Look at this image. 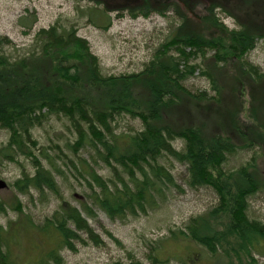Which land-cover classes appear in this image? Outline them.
I'll use <instances>...</instances> for the list:
<instances>
[{"label": "trees", "instance_id": "obj_1", "mask_svg": "<svg viewBox=\"0 0 264 264\" xmlns=\"http://www.w3.org/2000/svg\"><path fill=\"white\" fill-rule=\"evenodd\" d=\"M121 3L116 11L128 10L134 18L162 13L169 5L182 13L183 4L188 12L203 5L206 14L196 22L195 31L188 30L193 24L190 17L181 14L180 25L155 50L145 70L118 77L102 74L99 58L74 26L54 24L42 29L34 48L18 57L7 53L5 48L13 43L0 35V128L10 132L9 142L0 152L10 160L25 155L34 165L33 174L24 172L14 182L20 193L34 189L42 198L53 194L62 200L59 209L42 223L24 215L17 201L13 209L24 218L7 227L0 225V264H63L61 250L74 251L77 242L85 243L82 233L96 245L102 243L81 210L63 199L53 170L34 152L38 141L33 139V129L59 115L67 117L75 130L74 154L90 147L113 174L106 179L86 160L80 159L83 170L71 160L87 177L89 197L110 219L147 215L165 201L168 191H183L171 170L161 163L163 157H173L187 165L190 188L209 186L219 196L215 207L193 217L179 235L213 255L220 254L222 248L231 259L243 256L249 264H258L254 254L264 255V224L249 218L248 207L249 198L263 189L264 175L255 156L233 170H225L224 164L240 149L264 148V122L240 124L236 116L241 108L238 84L248 87L264 108V72L245 58L258 40H264V0ZM217 8L231 15L237 27L221 28L216 36L199 32L204 23L220 25ZM109 11L102 9L104 20H100L98 12L91 10L90 22L109 29ZM198 58L199 63L195 62ZM198 71L210 81L212 93L194 92L184 85ZM91 88L97 93L92 95ZM124 113L139 118L143 129L117 132L113 123ZM178 139L184 141L183 149L174 146ZM54 169L63 173L56 166ZM7 208L0 200V213ZM84 209L95 217L90 206ZM172 233L176 238L177 232ZM152 261L159 263L161 258L153 255ZM190 261L194 263V258Z\"/></svg>", "mask_w": 264, "mask_h": 264}, {"label": "rangeland", "instance_id": "obj_2", "mask_svg": "<svg viewBox=\"0 0 264 264\" xmlns=\"http://www.w3.org/2000/svg\"><path fill=\"white\" fill-rule=\"evenodd\" d=\"M122 1L0 0V35L8 37L13 43L5 48L7 53L18 57L34 48L35 37L42 29H48L54 24L66 28L74 26L78 35L88 40L91 51L99 58L102 74L118 77L144 71L155 50L180 25L182 15L183 18L190 17L193 24L188 30L195 31L198 29L196 22L206 14L203 5L195 6L188 12L190 9L183 4L182 13L169 5L162 13L152 12L147 16L134 18L128 10L116 11L115 7L123 4ZM106 7L110 10L112 21L109 29L98 27L89 20L91 10L97 11L98 18L104 20L100 11ZM215 12L220 25L215 26L214 22L208 25L204 23L199 32L216 36L221 28L230 30L237 27L235 19L227 12L219 8L215 9ZM99 24L104 23L99 21ZM245 58L264 72V40H258L255 48L248 52ZM195 62L199 63L201 59L198 58ZM184 85L194 92H213L210 81L200 75L199 71L185 80ZM89 92L92 95L97 93L92 88ZM236 93L241 107L236 113L238 123L251 125L259 119L264 122V108L259 105L250 89L238 84ZM113 124L117 132L133 133L143 129V122L139 118L125 113L117 116ZM9 139L10 132L0 128V149L8 144ZM33 139L38 141L34 152L47 168L53 170L63 199L81 210L102 240L101 244L96 245L82 233L85 243L77 242L74 251L68 248L61 250L63 264H249V260L243 256L240 259L236 256L229 258L222 248L220 254L213 255L207 248L179 235V231L186 230V225L193 217L205 214L219 202V196L213 188L203 186L192 189L188 186L186 164L169 156L161 159V163L171 170L183 191H168L165 201L147 215L112 220L89 197L91 187L87 177L78 172L73 163L83 170L80 159L86 160L106 179L112 178L113 174L90 147L81 149L78 155L74 154L71 144L76 141V133L68 118L63 115L51 116L42 126L33 129ZM173 144L177 149L184 147V141L181 139ZM44 153L49 157L46 158ZM253 156L264 175V148L259 147L255 150H238L235 155L229 157L224 168L236 169ZM0 161V180L5 184L0 187V200L8 206L5 213H0V225L7 227L10 222L24 218L13 209L18 200L23 206V214L31 216L36 223H42L59 209L62 200L53 194L42 198L34 189L28 194H22L13 186L24 172H35L30 158L17 155L14 160H10L0 152ZM55 166L63 173H58L54 169ZM262 182L263 189L249 198L248 216L251 220L264 224V177ZM87 205L92 208L95 217L87 214L84 209ZM172 232H177L176 238ZM261 241L264 246V239ZM230 246L228 245V248ZM153 255H157L161 261L154 263ZM254 255L258 264H264V255L256 252ZM190 257L194 258V263L190 261Z\"/></svg>", "mask_w": 264, "mask_h": 264}, {"label": "water", "instance_id": "obj_3", "mask_svg": "<svg viewBox=\"0 0 264 264\" xmlns=\"http://www.w3.org/2000/svg\"><path fill=\"white\" fill-rule=\"evenodd\" d=\"M5 186L4 182L0 180V187Z\"/></svg>", "mask_w": 264, "mask_h": 264}]
</instances>
